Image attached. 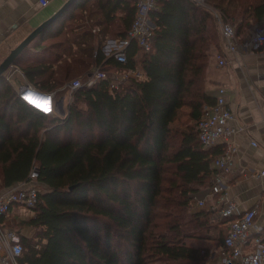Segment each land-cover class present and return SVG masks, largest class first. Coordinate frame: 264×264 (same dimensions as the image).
I'll use <instances>...</instances> for the list:
<instances>
[{
	"label": "trees",
	"instance_id": "1",
	"mask_svg": "<svg viewBox=\"0 0 264 264\" xmlns=\"http://www.w3.org/2000/svg\"><path fill=\"white\" fill-rule=\"evenodd\" d=\"M80 3L70 19L81 22L52 33L59 20L40 36L50 40L40 55L27 49L14 65L45 92L94 63L108 72L139 69L144 79L130 78L113 92L106 81L82 88L67 120L47 129L49 117L0 78V191L27 182L34 167L44 190L27 221L36 235L22 239L18 264H203L206 253L185 240L203 235L207 213H192L190 204L210 184L223 151L204 149L195 126L215 102L207 90L211 60L223 51L215 12L243 37L264 22V0H159L150 14L152 50L133 40L126 65L94 44L128 37L136 0L74 6ZM184 107L195 124L173 128Z\"/></svg>",
	"mask_w": 264,
	"mask_h": 264
},
{
	"label": "crops",
	"instance_id": "2",
	"mask_svg": "<svg viewBox=\"0 0 264 264\" xmlns=\"http://www.w3.org/2000/svg\"><path fill=\"white\" fill-rule=\"evenodd\" d=\"M48 1L49 4L44 6L41 0H0V63L36 27L59 11L68 0ZM81 5L82 3L73 6L69 14L61 19L51 32L56 33L61 27L65 32L71 24L75 27V24L81 22L82 20L77 19L78 17L73 22L70 19L82 11ZM255 27L256 25L252 26L240 39L250 40L255 35ZM81 30L76 28L73 35L80 36ZM99 31L100 27L97 26L92 32L98 33ZM46 38L41 40L38 37L28 49L40 54L38 48L47 44L48 38ZM108 39L122 38L107 36L101 45L96 40L95 50L103 51V48L105 50ZM72 47L73 51L77 49L75 43ZM222 48V53L216 54L209 65L207 90L213 97H216L219 88H226L228 107L235 116L230 126L246 128L232 137L231 142L235 147L234 165L225 174L228 195L236 203L238 214L255 206L258 207L256 224L264 232V174H262L264 172V46L258 51H241L232 54L224 49L222 41ZM218 56L225 58L227 62L225 66H219ZM91 68L92 66L87 74L77 79H87ZM190 111L188 107H184L179 110V113L186 112L190 117ZM213 148L223 150V141ZM210 185L211 182L208 186L201 188L195 197V201L205 200L206 206L199 207L195 201L190 204L192 213L203 211L207 213L206 216L201 217L203 223L206 224L203 235L185 240L188 247L206 253V260L203 264H215L221 260L223 242L228 231L226 221L219 217L221 209L219 195L212 194ZM14 186H19V184ZM3 191L1 190L0 193ZM34 217L33 209L16 204L11 207L9 215L2 219L1 223L5 229H12L19 233L21 240L31 239L36 235V229L29 226L27 221Z\"/></svg>",
	"mask_w": 264,
	"mask_h": 264
},
{
	"label": "built area",
	"instance_id": "3",
	"mask_svg": "<svg viewBox=\"0 0 264 264\" xmlns=\"http://www.w3.org/2000/svg\"><path fill=\"white\" fill-rule=\"evenodd\" d=\"M158 1L136 0L135 20L128 37L125 39H108L105 50L103 48L104 52L102 51L105 57H113L117 62L126 65L128 63V47L133 40L144 52L152 50L155 26L150 19V14L157 8ZM197 1L203 2L204 0ZM41 4L46 6L49 1L41 0ZM215 17L220 25L223 47L228 53L258 51L264 46V22L256 25L255 35L250 40L244 41L237 35L235 27L225 21L219 12H215ZM218 60L221 67L227 63L223 56H218ZM4 77L21 101L41 114L54 119L57 123H63L70 114L68 106L82 88L92 87L99 82L106 81L110 91L113 92L128 83L130 78L144 79V74L135 69H124L109 74L102 70L101 65L94 63L90 76L84 82L81 79H75L66 83L61 89L52 92H44L33 86L16 66L10 67ZM29 93H34L39 99H47L50 102L51 110L45 112L33 107L35 105L26 99ZM226 96V88H219L214 104L205 107L204 113L197 123L198 137L204 149L210 150L220 141L224 143L222 154L214 160L210 185L212 194L219 195L221 205L219 217L224 219L228 225V231L223 242L222 257L215 264H262L264 260V232L256 224L258 207L255 206L242 214H238L236 203L228 195L225 174L234 165L235 147L231 142L232 137L246 128L230 126L235 116L228 107ZM254 144L256 145V143ZM38 177L39 171L34 167L27 182L20 183L19 186L8 188L0 193V264H18V259L23 254L24 248L20 234L12 229H5L1 220L9 215L13 205L19 204L29 209L36 207L41 193ZM195 200L196 198L192 202ZM195 203L199 207L207 205L205 200H197Z\"/></svg>",
	"mask_w": 264,
	"mask_h": 264
},
{
	"label": "water",
	"instance_id": "4",
	"mask_svg": "<svg viewBox=\"0 0 264 264\" xmlns=\"http://www.w3.org/2000/svg\"><path fill=\"white\" fill-rule=\"evenodd\" d=\"M79 0H68L62 8L57 11L53 16L36 27L19 45H17L9 55L0 63V78L6 71L15 66L16 61L22 54L29 48L31 43L38 37L42 36L47 30L53 27L64 15L78 2Z\"/></svg>",
	"mask_w": 264,
	"mask_h": 264
},
{
	"label": "rangeland",
	"instance_id": "5",
	"mask_svg": "<svg viewBox=\"0 0 264 264\" xmlns=\"http://www.w3.org/2000/svg\"><path fill=\"white\" fill-rule=\"evenodd\" d=\"M204 2V1H203ZM94 29V28H93ZM48 38V37H47ZM46 38V39H47ZM59 40H61V38H57V39H55L54 41L56 42V41H59ZM48 41V40H47ZM50 42V40L47 42V43H49ZM95 42H96V40H95ZM46 44V43H45ZM30 51H31V56H34L36 53L34 52V51H32L31 49H30ZM38 55V54H37ZM40 55V54H39ZM29 59V58H28ZM31 59V58H30ZM105 72H107V73H111V71H105ZM80 76H78V77H76V78H73V80H75V79H77V78H79ZM72 79H70V80H66L65 82L66 83H69V82H71V81H73ZM83 82L86 80V78H83V79H81ZM61 89V88H60ZM72 103H73V101L71 102V104L68 106V110H70V107H71V105H72ZM79 107H81V108H83V109H86V106H85V104L84 103H82V104H80V106ZM68 110H67V112H68ZM195 124V122H192L190 119H189V115L186 113V112H181V113H179V119H178V121L177 122H175L173 125H172V127L173 128H180V129H182V130H186L187 129V127L188 126H190V125H194ZM44 125H46V127H47V129L48 128H51L52 126H54V125H57V123H56V121L54 122V120H51L50 118H47L46 119V122L44 123ZM196 126V128H197V124L195 125ZM46 131V130H45ZM44 132V131H43ZM42 191H44L43 190V187L41 186V192Z\"/></svg>",
	"mask_w": 264,
	"mask_h": 264
},
{
	"label": "snow or ice",
	"instance_id": "6",
	"mask_svg": "<svg viewBox=\"0 0 264 264\" xmlns=\"http://www.w3.org/2000/svg\"><path fill=\"white\" fill-rule=\"evenodd\" d=\"M26 99L29 100L30 103H33L37 108L45 111V112H48L51 110V107H50V102L45 100L43 102H37L34 98L32 97H26Z\"/></svg>",
	"mask_w": 264,
	"mask_h": 264
},
{
	"label": "bare ground",
	"instance_id": "7",
	"mask_svg": "<svg viewBox=\"0 0 264 264\" xmlns=\"http://www.w3.org/2000/svg\"><path fill=\"white\" fill-rule=\"evenodd\" d=\"M27 97H32V98H34L37 102H43V101L47 100V99H44V98H43V99H39L38 96L35 95L34 93H29V94L27 95ZM32 106H33V105H32ZM33 107H35L36 109H38V110H40V111H43V110L37 108L36 106H33Z\"/></svg>",
	"mask_w": 264,
	"mask_h": 264
}]
</instances>
